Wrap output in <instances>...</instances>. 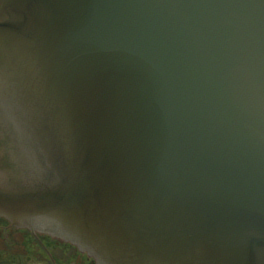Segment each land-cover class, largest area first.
Listing matches in <instances>:
<instances>
[{
    "label": "water",
    "instance_id": "obj_1",
    "mask_svg": "<svg viewBox=\"0 0 264 264\" xmlns=\"http://www.w3.org/2000/svg\"><path fill=\"white\" fill-rule=\"evenodd\" d=\"M3 173L106 264H264V0H0Z\"/></svg>",
    "mask_w": 264,
    "mask_h": 264
},
{
    "label": "flooded vegetation",
    "instance_id": "obj_2",
    "mask_svg": "<svg viewBox=\"0 0 264 264\" xmlns=\"http://www.w3.org/2000/svg\"><path fill=\"white\" fill-rule=\"evenodd\" d=\"M5 175L0 174L4 190ZM7 186V184H6ZM0 189V190H1ZM0 264H106L49 217L0 208Z\"/></svg>",
    "mask_w": 264,
    "mask_h": 264
}]
</instances>
